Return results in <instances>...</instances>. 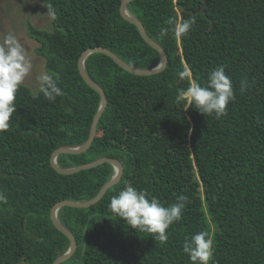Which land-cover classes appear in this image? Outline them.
I'll list each match as a JSON object with an SVG mask.
<instances>
[{
  "label": "trees",
  "instance_id": "obj_1",
  "mask_svg": "<svg viewBox=\"0 0 264 264\" xmlns=\"http://www.w3.org/2000/svg\"><path fill=\"white\" fill-rule=\"evenodd\" d=\"M42 2L55 13L51 31L27 24L26 34L63 95L49 101L21 85L10 126L0 131V193L7 197L0 202V264H52L69 247L52 224V207L94 199L113 176L108 163L70 175L50 165L56 149L87 141L99 107V95L79 75L81 54L101 47L136 69L159 62L158 52L120 15L121 0ZM126 7L167 64L137 76L104 54L85 59V72L107 104L88 149L56 162L71 168L113 158L122 176L95 204L60 208L58 219L76 242L60 264H191L183 242L200 231L213 241L210 264H264V0H133ZM190 17L192 30L175 39L169 20ZM161 28L168 33L161 36ZM220 65L235 95L225 116H204L177 102L180 89L192 79L205 84ZM186 69L189 77L181 78ZM128 183L165 206L188 197L181 220L166 230L167 241L136 232L108 210Z\"/></svg>",
  "mask_w": 264,
  "mask_h": 264
},
{
  "label": "clouds",
  "instance_id": "obj_2",
  "mask_svg": "<svg viewBox=\"0 0 264 264\" xmlns=\"http://www.w3.org/2000/svg\"><path fill=\"white\" fill-rule=\"evenodd\" d=\"M53 20L55 13H51ZM196 23L195 17L174 22L171 31L175 39L186 36ZM168 28H161L164 36ZM32 61L27 50L13 34H7L0 43V131L7 130L10 119L16 112L14 103L16 94L26 77L32 70ZM190 70L180 73L181 78H188ZM39 92L49 101H55L63 95L55 74L44 72L38 77ZM248 86L246 79L241 80V91ZM235 99L233 84L225 68L220 65L210 70L205 84L195 79L188 87L180 89L176 100L199 113L220 119L227 114V107ZM188 197L178 195L175 202L165 206L156 196L149 195L146 190H138L131 183L126 184L107 204L108 210L136 232L148 233L154 239L167 241V229L182 218ZM0 202L6 203L7 197L0 193ZM182 251L187 254L191 264H210L213 257V241L203 231L192 234L183 242Z\"/></svg>",
  "mask_w": 264,
  "mask_h": 264
},
{
  "label": "water",
  "instance_id": "obj_3",
  "mask_svg": "<svg viewBox=\"0 0 264 264\" xmlns=\"http://www.w3.org/2000/svg\"><path fill=\"white\" fill-rule=\"evenodd\" d=\"M131 1H133V0H121V4H120V8H119L120 15L126 21L134 24L136 26V28L138 29V31H139L142 39L144 40V42L148 46H150L151 48H153L154 50H156L158 52L159 62H158L156 67L150 68V69L132 68V67L128 66L127 64H125L123 61H121L117 56L112 54L110 51H108L104 48H101V47L89 48V49L85 50L81 54V56L79 57L78 64H77L79 75L81 76L84 83L99 95V98H100L99 107H98V110H97L96 114L94 115L92 123L90 125L89 137H88L87 141L79 147H75V148L61 147V148L56 149L51 154L50 165L52 166V168L56 172L63 174V175H70V174L77 173L81 170L90 169L93 167H97L101 164L108 163L113 168V176L110 178L109 181H107L101 187V189L99 190V192L97 193V195L95 196L94 199L87 201V202H73V201L64 200V201L58 202L57 204H55L52 207V209L50 211V219L52 221V224L60 233H62L64 236H66L69 240V247H68L67 251L63 255L56 258L52 264H60L64 261H66L67 259H69L73 255V253L75 252V249H76V242L74 240V237L69 232V230L58 219L57 213L60 210V208H62L64 206L73 207V208H87V207L95 204L97 201H99L102 198V196L107 191V189H109L110 187H112L113 185H115L119 182V180L122 176V166H121L119 161H117L113 158H100L94 162H91V163H88L85 165H81V166L71 167V168H61L57 165V162H56L57 157L61 154H72V155L77 154L78 155V154H81L88 149V147L91 145V143H92V141L96 135V125H97L99 118H100L101 114L103 113V111L106 107V104H107L106 95L104 94L102 89L98 85H96L88 77V75L85 72V69H84L85 59L91 54H95V53L104 54L105 56L111 58L124 71H126L130 74H133V75H137V76H149V75L157 74V73L161 72L162 70H164V68L166 67V64H167L166 54L163 51V49L156 42H154L151 38L148 37V35L146 34V31H145L144 27L142 26V24L140 23V21L128 12L126 6Z\"/></svg>",
  "mask_w": 264,
  "mask_h": 264
},
{
  "label": "rangeland",
  "instance_id": "obj_4",
  "mask_svg": "<svg viewBox=\"0 0 264 264\" xmlns=\"http://www.w3.org/2000/svg\"><path fill=\"white\" fill-rule=\"evenodd\" d=\"M51 12L42 0H0V43L7 34H13L27 50L32 61V70L23 86L36 93L39 89L38 77L44 73V60L35 53L38 44L26 34L27 24L37 29L51 31Z\"/></svg>",
  "mask_w": 264,
  "mask_h": 264
}]
</instances>
